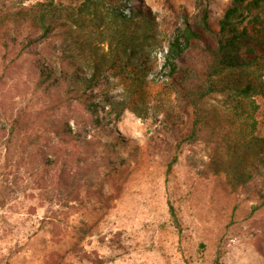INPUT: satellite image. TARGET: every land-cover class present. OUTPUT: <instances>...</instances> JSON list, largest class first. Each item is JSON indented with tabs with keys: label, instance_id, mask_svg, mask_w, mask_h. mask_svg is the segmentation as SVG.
<instances>
[{
	"label": "rangeland",
	"instance_id": "1",
	"mask_svg": "<svg viewBox=\"0 0 264 264\" xmlns=\"http://www.w3.org/2000/svg\"><path fill=\"white\" fill-rule=\"evenodd\" d=\"M37 1L46 0L24 3ZM228 4L113 0L110 6L121 13L132 7L138 18L148 15L143 31L149 36L132 63L145 57L152 70L138 96L110 77L109 102L92 88L94 114L63 100L57 87L45 90L32 52L9 63L0 48V264H264V199L254 192L264 182L258 153L264 147L239 143L235 135L248 128L218 92L202 101L197 139L190 140L194 98L164 76L154 77L178 28L199 23L204 13L213 24ZM98 23L95 18L73 30L102 54L108 37ZM51 43L57 46L60 39ZM92 51L75 58L81 69L91 65ZM189 56L196 69L193 85L204 84L210 58L198 46ZM46 57L56 65L52 53ZM135 99L133 110L116 115ZM22 111L34 126L29 134H9L11 120ZM263 114L261 105L254 132L259 138ZM94 115L115 133L96 127ZM52 122L68 124L79 140L63 142ZM86 142L98 149L108 145L113 154L95 159ZM248 167L253 169L247 178Z\"/></svg>",
	"mask_w": 264,
	"mask_h": 264
},
{
	"label": "trees",
	"instance_id": "2",
	"mask_svg": "<svg viewBox=\"0 0 264 264\" xmlns=\"http://www.w3.org/2000/svg\"><path fill=\"white\" fill-rule=\"evenodd\" d=\"M24 1L1 0L0 3V48L4 52L2 56L9 57V63L26 52H32L34 70L45 90L61 89L63 100L75 101L92 114L96 113L98 106L91 101L92 88L97 87L102 101L109 102L106 96L107 89L111 88L107 86L109 77L129 87L134 96H138L143 77L152 70L145 57L138 63H132V58L138 50H143L144 40L149 36L143 31V28H149L148 15L138 18L137 11L132 7H129V13H121L110 6L113 0H46L33 4H25ZM95 18L99 20L98 24L104 26L108 37L107 49L102 54L92 51L94 46L90 45L88 38L84 36L85 39H81L73 30L86 28ZM207 19L208 15L204 13L199 23L195 21L193 26L185 24L176 30L167 42L163 62L154 77L164 76L168 82L194 98L197 118L188 136L190 140L197 139L200 127L196 125L202 101L211 93L218 92L225 97V108L248 128L246 133L235 135L241 136L239 143L246 148L250 145L263 148L264 138L255 136L254 132L257 127L255 118L261 105L264 108V0H229L224 12L213 24ZM56 38L60 39L57 46L51 43ZM197 46L211 61L206 71V84L194 86L196 69L192 67L189 53ZM86 50L92 51L88 63L91 65L81 69L75 58ZM47 52L56 58V65H51ZM138 64H141L140 68ZM135 102L136 99L123 105L116 115L124 108L133 110ZM44 111L47 110L39 114ZM27 116L25 111L18 113L11 120L8 133L29 134L35 121L27 120L32 118ZM262 119L264 121V114ZM91 120L106 134L115 133L108 123L103 124L102 117L94 115ZM52 123V132L60 135L63 142L79 140L68 124ZM90 143L86 142V145L92 147ZM92 150L91 156L99 160L113 154L108 145L101 149L92 147ZM262 152L258 151L262 154L260 162H264ZM236 165L239 166V163ZM248 168L247 178L253 169ZM230 176L234 177L235 173ZM263 185V181L256 185L254 192L264 199ZM171 214L176 220L174 212ZM214 264H219L218 259Z\"/></svg>",
	"mask_w": 264,
	"mask_h": 264
}]
</instances>
